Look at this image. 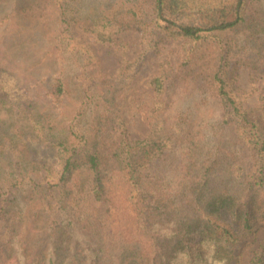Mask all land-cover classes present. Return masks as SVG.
I'll return each instance as SVG.
<instances>
[{"label": "trees", "instance_id": "1", "mask_svg": "<svg viewBox=\"0 0 264 264\" xmlns=\"http://www.w3.org/2000/svg\"><path fill=\"white\" fill-rule=\"evenodd\" d=\"M76 1L50 0L56 31L47 48L54 70L46 103L29 97L0 67V259L264 264V104L245 107L240 89L242 66H251L254 56L233 59L231 42L218 38L244 27L256 37L252 53L264 54L254 0H115L116 11L95 17L84 16ZM128 28L142 33L136 68L148 51L184 41L177 78L187 88L202 80L223 109L208 137L201 123L193 125L192 113L168 110L176 79L164 69L148 81L152 94L129 107L133 115L142 111L150 127L144 137L131 136L125 93L136 71L125 62L116 74L105 73L78 35L83 30L107 43ZM208 39L220 44V57L203 74L197 50ZM251 68L264 75V64ZM66 99L76 101L72 115L64 113ZM35 145L48 155L31 157ZM171 149L178 155L174 172H154ZM32 216L45 220L36 248L25 240ZM111 218L119 222L115 246L105 240L116 223Z\"/></svg>", "mask_w": 264, "mask_h": 264}, {"label": "rangeland", "instance_id": "2", "mask_svg": "<svg viewBox=\"0 0 264 264\" xmlns=\"http://www.w3.org/2000/svg\"><path fill=\"white\" fill-rule=\"evenodd\" d=\"M199 1L214 3L217 0ZM50 4V0H0V67L9 71L21 89L40 103H46L47 91L54 70L51 56L47 54L49 42L56 31V14L49 8ZM75 5L84 16L92 14L94 17L98 13L116 11L119 8L115 0H77ZM251 10L253 18H256L259 23H264V0L251 2ZM249 33L248 29L240 27L233 33H219L218 38L231 42L233 59L240 60L254 56L251 61L255 60V62L251 66H242L239 84L244 106L257 108L264 104L263 68L251 67L263 66L264 54L259 53L258 57L252 53L251 44L256 37L255 35L248 37ZM78 35L82 37V47L90 50L92 58L99 61L105 73L116 74L125 62H131L136 71L125 93L128 108L124 111V117L133 138L144 137L150 127L142 111L133 115L129 107L133 100L141 101L150 93L152 94L148 81L161 69L176 79L172 86L171 99L168 101V110L177 109L175 112L192 113L193 125L201 123L207 131V137L214 127L212 124L221 120L222 106L214 96L206 91L202 80L187 88L176 76L178 65L183 60L181 49L184 41L165 42L157 50L148 51L142 63L136 68L135 61L144 51L140 31L128 28L116 35L113 41L107 43L97 41L94 34H87L83 30H79ZM219 47L218 42L208 39L197 50L198 62L205 67L203 74H207L216 67L220 57ZM7 82L10 87H13L12 84L15 83L12 78L7 79ZM162 99L166 100V95ZM76 107L74 99H66L63 106L64 113L72 115ZM34 148L30 150L31 157L38 158V156L48 155V151L40 145H35ZM241 154L246 166H249L251 164L250 155L246 150L241 151ZM177 160L178 155L175 149L166 151L155 162L154 172L166 177L171 176L178 164ZM97 208L100 211V207L97 206ZM115 218L111 220L116 223L112 222L105 233V240L112 246H115L116 226L119 225ZM44 223L42 216H35V218L32 216L27 224L26 244L38 247L45 235ZM261 240H264V233L261 235ZM244 259H248L247 254ZM10 262L4 256L0 259V264H10Z\"/></svg>", "mask_w": 264, "mask_h": 264}]
</instances>
